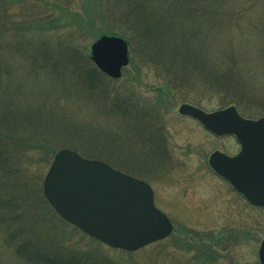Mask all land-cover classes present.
<instances>
[{"label": "trees", "instance_id": "16d2710c", "mask_svg": "<svg viewBox=\"0 0 264 264\" xmlns=\"http://www.w3.org/2000/svg\"><path fill=\"white\" fill-rule=\"evenodd\" d=\"M262 8L264 0H0V264H124L82 252L74 238L71 247L62 246L75 232L87 235L42 195L44 168L58 149L69 147L124 169L95 149L107 124L98 121L81 133L77 124L89 125L79 116L82 101L118 113L122 128L114 134L127 144L135 146L128 139L136 133L152 134L161 156L167 151L162 114L173 100L202 107L213 94L220 107L261 115L264 100L257 106L240 96L264 93ZM86 32L122 36L129 47L127 79L152 71L161 81L157 97L140 104L132 85L107 86L112 79L76 43ZM30 64L34 76H53L51 88L27 79ZM197 239L201 247L189 246L196 253L186 264L215 263V247Z\"/></svg>", "mask_w": 264, "mask_h": 264}, {"label": "rangeland", "instance_id": "374dc122", "mask_svg": "<svg viewBox=\"0 0 264 264\" xmlns=\"http://www.w3.org/2000/svg\"><path fill=\"white\" fill-rule=\"evenodd\" d=\"M262 10L258 11L259 16L257 15V22L262 27L259 33L261 35L264 33V8ZM80 11L81 9L78 13L82 15ZM98 36L93 38L86 32L76 43L82 51H86L90 55V44ZM94 66L96 67L95 64ZM124 67H126V71L121 72L119 77L107 76L113 81H108L107 86L110 84L119 90V87L126 84L132 85L131 89L135 88L132 98L139 97L137 100L140 104L141 99H145L149 103L157 97L155 88L161 81L154 76L152 71L143 69L137 78L132 76L131 79H127L130 75L127 68L130 66ZM34 72H36L34 65L26 66L25 76L30 81L35 83L46 82L42 84L49 86V88L56 82L51 80L54 79L53 76H50L51 79L47 77V74L34 76ZM131 80L133 82L130 84ZM25 88L23 87V93ZM79 89L82 91L83 87L81 86ZM247 93L240 98L251 105L260 106L259 103L264 100L263 91L259 90L257 94ZM208 95L205 96L202 109L211 111L224 108L218 106L216 96ZM181 103L180 100H173L170 104V110L162 114L161 125L166 139L167 151L166 155L164 153L161 156L157 153L152 134L149 139H144L141 133H136L128 139L135 146L127 144V139L124 137L117 139L114 134L116 131L118 135V131L122 128V120L117 115L118 113H113L103 103H91L90 106L89 101L86 103L82 101L78 110L79 116L82 123L89 125L77 124L80 130L83 129L81 133H89L91 129H94V123L98 121L107 124L108 127L103 125L106 133L100 137V144L95 149L116 166L124 169L126 166L134 176L149 182L153 189L155 206L169 216L173 223V229L163 239L164 241L153 242L130 253L106 246L77 232L73 233L75 235L69 236L68 243H62L63 247H71L72 242L76 239L78 248L82 252L104 254L106 258L102 257L106 261L124 264H129L132 260L145 264H186L192 254L196 253L189 246H192L193 243L197 247H201L200 242L194 241L199 238L201 242L207 245L211 244L217 249L216 261L213 264H260L257 251L261 239L264 238V208L251 206L231 188L227 181L216 175L207 163V158L213 150L218 149L229 154H235L240 145L234 136H215L194 118L179 114L177 109ZM236 110L238 112L237 108ZM262 116H264V110L257 117H243L257 119ZM139 140H142L143 143H140ZM47 167L48 165L44 168L43 173ZM35 172L38 173V169H35ZM221 229L223 230L219 231ZM70 230L68 226H65V233L70 232ZM214 231H216L217 237L224 232L226 238L218 242L215 241V236L212 237L211 235V232ZM230 234H234L232 239L227 238ZM191 236L194 238L190 239ZM2 260L0 258V263Z\"/></svg>", "mask_w": 264, "mask_h": 264}, {"label": "water", "instance_id": "95a60500", "mask_svg": "<svg viewBox=\"0 0 264 264\" xmlns=\"http://www.w3.org/2000/svg\"><path fill=\"white\" fill-rule=\"evenodd\" d=\"M89 57L100 71L116 78L128 64V45L119 35L101 34L90 44ZM177 110L215 135L234 136L239 151L229 155L214 150L208 163L249 203L264 206V116L245 118L234 105L205 111L183 102ZM42 192L62 219L113 248L134 251L166 237L173 228L167 215L154 205L148 182L68 147L54 154ZM258 259L264 264V238Z\"/></svg>", "mask_w": 264, "mask_h": 264}, {"label": "flooded vegetation", "instance_id": "af4514ba", "mask_svg": "<svg viewBox=\"0 0 264 264\" xmlns=\"http://www.w3.org/2000/svg\"><path fill=\"white\" fill-rule=\"evenodd\" d=\"M207 162H208V158H207ZM209 165V164H208ZM223 229H221V230H219V231H222ZM211 235H212V237H216V238H219L220 240H223V239H225L226 238V234L224 233V232H222L220 235H219V237H217V233H216V231H214V232H211ZM214 237V238H215ZM227 238H228V236H227ZM219 240V241H220ZM216 249V248H215ZM217 250V249H216Z\"/></svg>", "mask_w": 264, "mask_h": 264}]
</instances>
